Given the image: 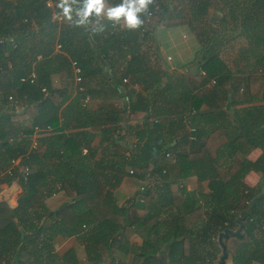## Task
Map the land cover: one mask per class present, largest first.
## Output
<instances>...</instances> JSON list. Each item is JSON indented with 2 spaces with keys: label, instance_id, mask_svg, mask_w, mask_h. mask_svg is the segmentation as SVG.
I'll use <instances>...</instances> for the list:
<instances>
[{
  "label": "trees",
  "instance_id": "trees-1",
  "mask_svg": "<svg viewBox=\"0 0 264 264\" xmlns=\"http://www.w3.org/2000/svg\"><path fill=\"white\" fill-rule=\"evenodd\" d=\"M176 1L179 15H174ZM67 2L71 19L62 23L53 20L45 0L0 4V187L20 177L23 190L17 207L0 203V264H82L75 247L63 260L54 251L59 238L83 246L85 264H218L219 235L241 222L242 236L224 239L227 260L264 264V0H151L146 15L161 9L159 20L189 26L202 43L204 74H176L158 91L178 104L174 112L156 109L153 101L131 100L115 71L113 92L129 97L125 105L91 111L84 101L94 94L84 88L68 103L69 88L54 87L53 76L71 77L73 62L84 80L105 74L109 52L93 45L99 40L91 22L99 18L77 24L81 4ZM108 26L104 43L119 36L110 21ZM237 29L249 42L242 58L254 61L239 78L220 57L224 37H235ZM144 62L143 54L132 53L122 77L148 71L139 68ZM211 81L216 85L209 94L198 95ZM216 101H225L227 109L202 111L203 104ZM14 104L22 106L20 113L1 111ZM126 114L131 120L147 118L144 127L123 136L119 124ZM153 115L157 124L150 122ZM73 121L79 131L64 134L75 128ZM90 126H104L99 148L92 147ZM35 127L52 133L37 138L33 147ZM122 145L129 156L113 150ZM258 148L261 157L250 161ZM16 159L21 167H11ZM251 171L262 175L258 189L245 183ZM125 176L146 185L120 205L114 190ZM189 178L206 183L208 190L174 189ZM59 192L70 201L51 211L45 201ZM84 193L97 196V211L81 199Z\"/></svg>",
  "mask_w": 264,
  "mask_h": 264
},
{
  "label": "crops",
  "instance_id": "crops-1",
  "mask_svg": "<svg viewBox=\"0 0 264 264\" xmlns=\"http://www.w3.org/2000/svg\"><path fill=\"white\" fill-rule=\"evenodd\" d=\"M21 0H0V4L5 6L8 2L12 4V7H16V4ZM76 4H82V0H75ZM122 0H104L105 7L113 6L114 4L121 3ZM16 3V4H15ZM59 1L53 0V6L49 7L53 9V20L55 19L59 23L66 22L69 19L60 20L57 17V14L61 15L57 4ZM61 10V9H60ZM141 19L143 23L135 29H129L123 22L120 20L118 22L107 19L104 15L99 16V20L91 22V31H96L94 34V40L98 38L99 42H94L100 45L97 47V51H100L102 47H105L109 52V55L106 57L105 63V74H97L93 77L87 78L83 81V88L86 91L94 94L89 97V102L87 103L88 108L91 111L99 112L105 111L111 106H123L124 100L128 102L129 97L125 96L124 98L120 95L114 94L113 86H112V78L111 74L115 71L118 79L121 81L120 87L122 88V92L131 93L132 99L137 100L141 98L142 101L154 102V106L156 109H161L163 112L166 111H175V107L178 105L173 100V103H169L168 100L163 97L158 96V91L164 89L170 81V78L174 77L176 74H184L189 76H198L204 74V69L202 67V58L200 55V51L202 49V43L199 40L195 31H193L187 25L176 24L174 22L171 24L162 23L161 20L154 18L151 23L146 22V13H140ZM71 17V15H70ZM108 21L111 22V27L113 30H116V33L119 32V36L116 40L112 39L107 43H104V40L108 36L106 30L110 27L108 26ZM187 30V31H185ZM228 31L225 33L227 34ZM254 40H258V38H254ZM255 43V41H254ZM105 44V45H104ZM104 45V46H103ZM241 47L246 46L247 50L249 46L248 37L244 34H240V31L237 29L235 32V37H224L223 46L221 49L220 57L229 68L234 73V76L244 77L246 75V71L249 69V64L252 66L254 61L251 60L248 62L245 57L242 56L245 54L244 50L240 49ZM59 46V45H58ZM56 46V51L60 49ZM237 52V54H233L234 57L230 61L228 60V51ZM96 50V49H95ZM125 52L124 57H120V52ZM231 52V53H232ZM141 53L145 56V62L139 65V68H147L148 71L144 70V72L140 74H129L122 77L123 68L127 67L128 61L131 58V54ZM241 53L243 55H241ZM249 53V52H248ZM248 53L246 55H248ZM230 62V64H228ZM246 72V73H245ZM84 78V77H83ZM126 80V81H124ZM53 85L56 88L63 89L69 88L71 93V100L68 101L70 103L73 98L77 96L78 93V85L75 81V74L73 71V75L70 77L65 72H61L53 76ZM214 85H216L215 81H211L207 84L206 87L202 88L198 91V95L206 96L209 94L207 89L210 90ZM238 100H241L239 98ZM67 103V104H68ZM225 101H216L210 102L209 104L205 103L201 107L202 111L208 112L209 110H223L227 109ZM213 105L214 107L210 106ZM219 105V107H218ZM242 105H235L234 109L242 108ZM22 106L20 104H14L10 106H5L2 108V112H11L12 110L18 111L20 113ZM222 111V112H223ZM229 116H232L231 111L228 113ZM125 116V121L121 122V126H123L122 135H128L130 132H135L139 130V128L144 127L147 118H142L138 120H131ZM159 119L153 115L151 119ZM63 120L61 119L60 124L57 126L61 127ZM78 121H73L72 125ZM25 125L30 126V122L25 123ZM104 126H90L87 131H89L92 135V147L99 148L103 142L102 129ZM79 128H71L64 130V134L75 133ZM146 129V128H145ZM46 131V133H45ZM52 129L48 128H36L33 136V147L36 146L35 140L40 138L44 134H51ZM118 152L120 155L129 156L130 152L127 151L125 146L115 147L113 150ZM262 155V150L260 148L256 149L251 155H249L248 159L252 162L258 160ZM11 167H21L22 161L21 159L13 160ZM262 175L260 173L251 171L245 177V183L254 188H260L262 183ZM20 177L15 178L11 184H3L0 187V203H5L11 208L17 207L19 204V198L22 194V186H21ZM195 183V190L200 192H206L207 184L204 182L198 181L196 178H189L183 183H178L174 185V189H179L180 187H187V190H191L189 184ZM146 183L143 180H140L133 176H125L122 180L120 186L114 190V195L119 202L120 205L127 203L130 199H132L143 187ZM194 190V189H193ZM81 199L85 201V203L89 206L90 209L97 211L101 203L97 196L94 193H84L81 196ZM70 201L69 197L64 192H59L54 194L50 198L45 201L46 206L51 211L59 210L64 204ZM234 229L233 231H237ZM243 233V231H242ZM70 239L59 238L56 242L63 243ZM136 242H140L139 238L134 239ZM227 264L230 262L227 260ZM253 264H259L254 262Z\"/></svg>",
  "mask_w": 264,
  "mask_h": 264
},
{
  "label": "clouds",
  "instance_id": "clouds-1",
  "mask_svg": "<svg viewBox=\"0 0 264 264\" xmlns=\"http://www.w3.org/2000/svg\"><path fill=\"white\" fill-rule=\"evenodd\" d=\"M75 2V0H73ZM151 0H122L121 3L105 7L104 0H82L80 10L77 15V24L84 23L91 16L104 15L107 19L118 22L123 20L129 29H135L143 23L140 13L146 12ZM57 7L61 9V15L66 19H71V8L67 0H60Z\"/></svg>",
  "mask_w": 264,
  "mask_h": 264
},
{
  "label": "rangeland",
  "instance_id": "rangeland-1",
  "mask_svg": "<svg viewBox=\"0 0 264 264\" xmlns=\"http://www.w3.org/2000/svg\"><path fill=\"white\" fill-rule=\"evenodd\" d=\"M175 6H177L178 7V9L175 11V13H174V15H179V13H178V11H180V9H181V7L180 6H178V3H177V1L176 2H174L173 3ZM179 7H180V9H179ZM161 9H160V12H159V10H158V12L156 13V19H155V21L157 20V18L158 17H160L161 16ZM174 20H178V18H176V19H174ZM162 23H165V20H164V22H162ZM206 23H208V22H206ZM208 24H210V23H208ZM213 25V27H216L214 24H212ZM189 27V26H188ZM185 31H187V30H185ZM221 48H222V46H221ZM240 49H242V50H244V52H245V54H247L248 53V50L246 49V46H243V47H241V45H240ZM233 52L232 51H228L226 54H228V56L227 57H229L228 58V60H232L233 59V57H234V55L233 54H237V52L236 51H234V47H233ZM232 52V53H231ZM241 55H243L242 53H241ZM244 56V55H243ZM228 64H230V62L228 63ZM190 186H192L191 187V190H188V191H190V192H196V193H203V192H200V191H197V190H195V188H196V185H195V183H192V184H189ZM186 189H187V187H186ZM194 189V190H193ZM205 192V191H204ZM75 247V249H76V255H77V257L81 260V263L82 264H85V262L83 261V259H84V255H85V252H84V248H83V246H81L80 244H78V242L73 238V239H70V240H67V241H65V242H63V243H57L56 245H55V248H54V251L57 253V254H59L61 257H62V260H63V258H64V256H66V255H68L69 254V252L71 251V249H73ZM61 257H60V259H61ZM60 259H59V261H60ZM164 264H166V262L164 261Z\"/></svg>",
  "mask_w": 264,
  "mask_h": 264
},
{
  "label": "built area",
  "instance_id": "built-area-1",
  "mask_svg": "<svg viewBox=\"0 0 264 264\" xmlns=\"http://www.w3.org/2000/svg\"><path fill=\"white\" fill-rule=\"evenodd\" d=\"M45 3H46V6L47 7H52L53 6V0H45ZM156 13H157V9L149 11L147 13V16H146V22L147 23H151L152 20L156 17ZM57 17L60 20L66 19V18H64L60 14H57ZM58 48L60 49V46H58ZM72 67H73V71H74V74H75V81H76V83L78 85V90L79 91H83V85H82L83 84V81H84V78H83V70L78 65L77 62H73L72 63ZM34 79H35V75L32 74V76L30 77V81L33 82ZM26 80L27 79H22L21 81H26ZM124 81H126V80H124ZM88 102H89V97H87L85 99L84 103L87 104ZM158 121H159L158 119H151L150 120L151 124H157ZM190 129H191V131H194V128L191 127ZM84 153H86V151H84ZM24 171H25L24 173L27 175L30 170H29V168L26 167ZM130 174H133V171L132 170H130Z\"/></svg>",
  "mask_w": 264,
  "mask_h": 264
},
{
  "label": "water",
  "instance_id": "water-1",
  "mask_svg": "<svg viewBox=\"0 0 264 264\" xmlns=\"http://www.w3.org/2000/svg\"><path fill=\"white\" fill-rule=\"evenodd\" d=\"M242 231H243V222L240 223V227L238 228L237 231L225 230L224 232H222L219 235L218 242H219V245L222 249V254L220 255V259L218 261V264H227L228 251H227V247L224 243V239L228 238L230 235L241 237ZM161 262L163 263V261H161Z\"/></svg>",
  "mask_w": 264,
  "mask_h": 264
}]
</instances>
